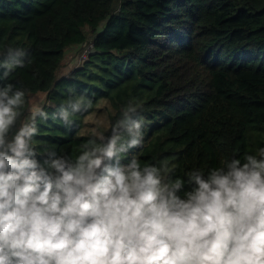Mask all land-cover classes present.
Here are the masks:
<instances>
[{
    "label": "trees",
    "instance_id": "obj_1",
    "mask_svg": "<svg viewBox=\"0 0 264 264\" xmlns=\"http://www.w3.org/2000/svg\"><path fill=\"white\" fill-rule=\"evenodd\" d=\"M73 47L80 66L58 75ZM9 50L24 63L0 87L24 90L27 105L39 93L51 103L42 106L46 119L36 117L44 120L34 137L42 153L74 157L95 138L82 125L100 97L112 108L105 136L130 100L140 105L132 119L166 116L128 157L169 159L176 176L207 173L233 154L243 162L264 147V0H0V61ZM68 92L72 100L61 102ZM50 138L55 143L46 145Z\"/></svg>",
    "mask_w": 264,
    "mask_h": 264
},
{
    "label": "clouds",
    "instance_id": "obj_2",
    "mask_svg": "<svg viewBox=\"0 0 264 264\" xmlns=\"http://www.w3.org/2000/svg\"><path fill=\"white\" fill-rule=\"evenodd\" d=\"M9 51L0 79L24 63ZM139 107L74 157L42 153L36 117L48 114L0 87V264H264V147L176 176L169 159L128 157L144 141Z\"/></svg>",
    "mask_w": 264,
    "mask_h": 264
},
{
    "label": "rangeland",
    "instance_id": "obj_3",
    "mask_svg": "<svg viewBox=\"0 0 264 264\" xmlns=\"http://www.w3.org/2000/svg\"><path fill=\"white\" fill-rule=\"evenodd\" d=\"M78 50L79 48L77 47H73L72 49L69 50V52L73 53L70 56L73 57L74 55V57L70 61L65 58L64 65L61 66L58 72V75H61V74L65 75L69 73L71 70L76 69L77 67L80 66L78 64L79 63L78 55H76L77 52H79ZM146 95H147V91L144 93V97H146ZM73 97L74 95L68 92L65 97H60V100L61 102L66 101L65 103H69ZM44 100H45V94L39 93V94L32 95L30 97V105L31 106H35V105L43 106V104H46V105L51 104L48 101L44 102ZM95 103L96 104L94 106L93 111L83 117L82 131L84 133H88V132L90 134L91 133L93 134L94 133H105V131L108 129V120H107L106 115L109 112L108 110L112 112V108L110 106L111 103L108 98H104V97H100L98 101ZM62 106H63V103H62ZM27 115L24 117V119H26ZM165 117L166 116L164 114L158 113V112H151L141 117L143 120L142 131L144 132V141L147 137V133L149 129L159 124L160 122H162L165 119ZM43 122L44 120H40L38 123H36L37 127L40 130H42ZM54 141H55L54 138H50L49 140L46 141V145H52L53 143H55Z\"/></svg>",
    "mask_w": 264,
    "mask_h": 264
},
{
    "label": "built area",
    "instance_id": "obj_4",
    "mask_svg": "<svg viewBox=\"0 0 264 264\" xmlns=\"http://www.w3.org/2000/svg\"><path fill=\"white\" fill-rule=\"evenodd\" d=\"M91 48H92L91 43L83 47V49L80 51V54H79V61H82L83 59H85L87 53L91 50Z\"/></svg>",
    "mask_w": 264,
    "mask_h": 264
},
{
    "label": "crops",
    "instance_id": "obj_5",
    "mask_svg": "<svg viewBox=\"0 0 264 264\" xmlns=\"http://www.w3.org/2000/svg\"><path fill=\"white\" fill-rule=\"evenodd\" d=\"M67 53H68L67 56H68L69 58H66V59H67V60L72 59L73 57H70V52H69V50H67Z\"/></svg>",
    "mask_w": 264,
    "mask_h": 264
}]
</instances>
